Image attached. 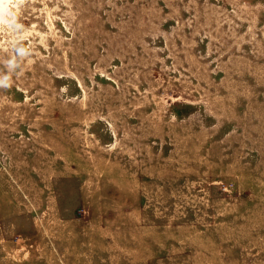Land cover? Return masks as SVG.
I'll return each instance as SVG.
<instances>
[{
    "label": "rangeland",
    "instance_id": "rangeland-1",
    "mask_svg": "<svg viewBox=\"0 0 264 264\" xmlns=\"http://www.w3.org/2000/svg\"><path fill=\"white\" fill-rule=\"evenodd\" d=\"M10 10L0 264H264V0Z\"/></svg>",
    "mask_w": 264,
    "mask_h": 264
},
{
    "label": "clouds",
    "instance_id": "clouds-1",
    "mask_svg": "<svg viewBox=\"0 0 264 264\" xmlns=\"http://www.w3.org/2000/svg\"><path fill=\"white\" fill-rule=\"evenodd\" d=\"M13 3H16V0H0V18L8 16L12 13L10 8Z\"/></svg>",
    "mask_w": 264,
    "mask_h": 264
}]
</instances>
